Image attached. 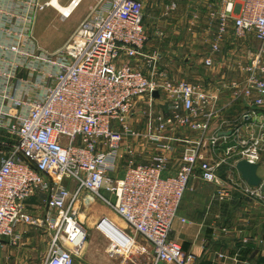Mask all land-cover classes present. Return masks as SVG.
I'll use <instances>...</instances> for the list:
<instances>
[{
  "label": "built area",
  "instance_id": "2783aa9c",
  "mask_svg": "<svg viewBox=\"0 0 264 264\" xmlns=\"http://www.w3.org/2000/svg\"><path fill=\"white\" fill-rule=\"evenodd\" d=\"M214 1L211 53L219 52L229 30L236 39L250 36L257 44L239 65V79L222 87L230 103L246 110L230 128L223 121L213 124L222 109L217 95L203 84L170 79L159 67L160 54L148 53L142 0H109L106 10L91 12L52 54L10 48L45 71L37 98L4 95L0 102V132L13 139L0 140V252L16 244L18 227L28 226L50 234L42 264H75L87 239L78 206L97 198L134 233L123 229L132 245L136 235L152 248L155 264H194L197 257L170 238L177 219L186 223L178 210L191 180L215 186L214 197L221 201L237 191L264 204L261 188L247 185L236 169L244 160L258 166V176L264 172V0ZM203 63L212 67L213 60ZM139 104L146 116L141 132L129 123ZM181 129L196 137L177 136ZM136 144L143 155L152 147L147 162L136 160ZM177 145L179 162L171 172L167 154ZM120 161L123 172L117 177ZM39 193L45 211L36 217L26 204Z\"/></svg>",
  "mask_w": 264,
  "mask_h": 264
},
{
  "label": "crops",
  "instance_id": "0c3cea01",
  "mask_svg": "<svg viewBox=\"0 0 264 264\" xmlns=\"http://www.w3.org/2000/svg\"><path fill=\"white\" fill-rule=\"evenodd\" d=\"M51 1L53 2V0H0V102L4 95L23 98L26 101L37 98L41 77L45 71V68L33 59L22 60L14 56L10 48L15 47L17 50L35 54H39L40 51L52 54L67 44L80 23L91 12L98 9L106 10L109 7V0H75L76 3L79 2L66 18L49 4ZM73 1L56 0L59 7L64 9L69 8ZM142 2L145 23V11L149 0ZM38 6L43 8L39 9ZM70 19H72L70 33L62 43L54 47L53 51H49V44L41 38L40 32L54 30L56 24H66ZM144 27L146 29L145 24ZM146 31L150 37L154 33V31L152 34L149 33L148 29ZM250 39H252L250 36L244 40L236 39L229 30L220 44L219 52L213 54L211 47H208L201 58L202 63L208 57L213 60L212 67H206L203 63L206 74L186 79L205 85L209 94L218 96V107L222 109L220 119L214 120L213 124L223 121L227 125L225 128H230L246 111L240 104L230 103L229 94L223 92L222 87L239 79V65L245 63L247 51L252 50ZM167 65L161 63L159 67L170 79L178 80L179 77L177 79L170 75V68ZM180 79L185 80L181 77ZM160 105V102H157L156 112L161 111ZM137 111L140 112L139 109ZM183 132L181 129L177 131V135L186 136L182 135ZM0 140L13 142V139L3 132H0ZM137 149V158L141 162H147L148 155L154 153L151 146H148L150 152L148 155H143V151ZM180 152L181 146L177 145L167 154L171 172L177 168ZM122 172L123 170H117V175L121 177ZM259 176L264 177V172L261 171ZM195 182L196 179L189 183L178 210V217L185 219L186 223H181L177 219L173 224L170 238L176 241L183 251L197 257L194 264H264V204L248 200L237 191L232 193L229 200L221 201L214 197L217 189L215 186L210 185L211 188L209 185L195 186L193 184ZM64 185L68 188L72 186L70 182L68 185L64 182ZM203 192L210 193L211 197L206 196L208 198L203 200L201 195ZM44 200L45 196L41 193L30 198L26 204L27 211L36 217L43 216ZM120 224L125 226L122 221ZM40 231L46 234L43 238L45 240L48 238L49 244L50 234L46 230L28 226L18 227L16 233L19 238L14 246L6 244L4 250L0 252V264H30L29 260L34 251L26 246L30 247L35 235ZM139 238L143 244L139 245L138 252L146 256L143 264H155L152 248L141 237ZM218 254H223L225 258H218ZM235 254L239 256L237 261L232 260Z\"/></svg>",
  "mask_w": 264,
  "mask_h": 264
},
{
  "label": "rangeland",
  "instance_id": "374dc122",
  "mask_svg": "<svg viewBox=\"0 0 264 264\" xmlns=\"http://www.w3.org/2000/svg\"><path fill=\"white\" fill-rule=\"evenodd\" d=\"M171 4H175V8L169 11L167 7ZM216 8L217 3L214 0H149L145 11L144 24L149 33L152 34L153 31L154 33L150 37L147 50L160 53L161 60L159 64H168L170 75L175 76L177 79L181 77L188 80L206 74L201 58L207 52L208 47H210L213 35L217 29V22L210 17V14L215 12ZM72 19L66 24H56L54 30L40 32L41 38L49 44V51H53L54 47L65 40L72 29ZM156 32L161 35L155 36ZM249 41L252 50L255 49L257 46L255 41H252V39ZM138 109L140 112L137 111L131 115L129 123L135 131L141 132L146 121L145 108L140 105ZM182 135H186L190 139L196 137L195 134L188 133L187 131H184ZM135 147L136 150L139 148L142 151L141 144H136ZM136 160L140 162V159L136 158ZM123 164L120 161L118 171L122 170ZM224 174V170H221L220 175L222 180L226 184H229ZM116 176H118L117 172ZM196 181L193 183L195 186L206 185L200 180L198 182V179ZM65 184L68 185L69 182L65 181ZM209 187L211 188L210 185ZM73 188L74 185L71 186V189ZM100 194L113 202V198L104 190ZM201 195H203L202 199L204 200V198H208L206 196H210V193L203 192ZM83 197H86V195L84 194ZM77 212L80 221L86 228L87 239L83 252L75 264L145 263L144 258L146 256L138 252L139 245L143 243H141L140 238L136 235H134L135 243L129 250L123 251L112 248V251L109 249L111 242L97 230V224L101 218L107 217L117 226L123 227L127 234L133 235L134 233L132 232L131 234L126 225L122 226L120 219L99 199L94 198L92 201H84L78 206ZM44 235L46 234H43L41 231L38 232L30 247L29 245L26 246L34 251L32 258L29 260L30 264L43 263L48 248V238L45 240L43 238Z\"/></svg>",
  "mask_w": 264,
  "mask_h": 264
},
{
  "label": "bare ground",
  "instance_id": "6f19581e",
  "mask_svg": "<svg viewBox=\"0 0 264 264\" xmlns=\"http://www.w3.org/2000/svg\"><path fill=\"white\" fill-rule=\"evenodd\" d=\"M75 3L76 1H74V4L71 5L69 8L64 9L59 7L56 0H53L52 2L53 6L57 8L64 16L69 15ZM97 229L111 242V250L112 248L114 249V247H118L123 251H127L131 247H133L131 241L126 237L123 228L117 226L108 218H106V221L100 227H98L97 224Z\"/></svg>",
  "mask_w": 264,
  "mask_h": 264
},
{
  "label": "water",
  "instance_id": "95a60500",
  "mask_svg": "<svg viewBox=\"0 0 264 264\" xmlns=\"http://www.w3.org/2000/svg\"><path fill=\"white\" fill-rule=\"evenodd\" d=\"M154 97H158L157 92L154 93ZM236 169L247 185L252 187L259 186L264 192V182H262L261 178L257 175L258 166L256 164L241 160L236 164Z\"/></svg>",
  "mask_w": 264,
  "mask_h": 264
}]
</instances>
